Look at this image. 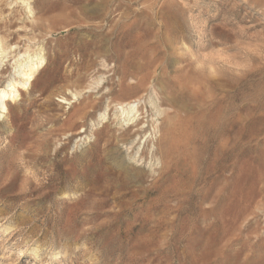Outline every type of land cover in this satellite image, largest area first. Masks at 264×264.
Listing matches in <instances>:
<instances>
[{
  "label": "rangeland",
  "instance_id": "rangeland-1",
  "mask_svg": "<svg viewBox=\"0 0 264 264\" xmlns=\"http://www.w3.org/2000/svg\"><path fill=\"white\" fill-rule=\"evenodd\" d=\"M23 1L0 90L42 61L0 105V264H264V0Z\"/></svg>",
  "mask_w": 264,
  "mask_h": 264
},
{
  "label": "bare ground",
  "instance_id": "bare-ground-1",
  "mask_svg": "<svg viewBox=\"0 0 264 264\" xmlns=\"http://www.w3.org/2000/svg\"><path fill=\"white\" fill-rule=\"evenodd\" d=\"M23 2L26 3L29 6L28 9L31 10V6L29 2L27 0H24ZM0 52H3L1 43H0ZM39 61H42V58H40L38 54L34 56L25 54V55H21V57L18 59V63L16 65V73L18 77L21 79V81H16L15 78H12L11 81L6 86V88L0 90V105L2 109V116L6 112H8L7 101L9 100L16 101L20 96L19 87L23 88L30 85L36 73V69ZM148 102L153 107L152 110L153 111L156 110L155 113L162 114V111L159 110V106L156 102H152V99ZM117 106L119 107L118 112H121V116H124V119L121 122L127 124L132 123L135 127H139L141 125V121H140L141 108L138 103L123 102V103H119ZM103 114H100L102 115L101 117H106L109 115L108 112H104ZM146 132L147 131L144 130L143 128H138L136 137L133 141L134 144L137 143L138 139L139 140L141 139L140 136L142 134L145 135ZM151 137L152 134L147 138V140ZM152 147H154V145H152Z\"/></svg>",
  "mask_w": 264,
  "mask_h": 264
}]
</instances>
